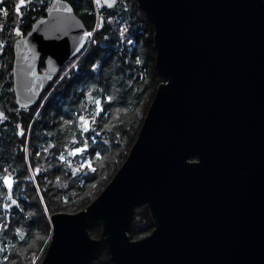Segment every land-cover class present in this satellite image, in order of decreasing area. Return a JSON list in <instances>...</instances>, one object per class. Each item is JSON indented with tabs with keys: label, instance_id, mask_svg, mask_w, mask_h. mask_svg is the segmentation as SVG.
Masks as SVG:
<instances>
[{
	"label": "water",
	"instance_id": "water-1",
	"mask_svg": "<svg viewBox=\"0 0 264 264\" xmlns=\"http://www.w3.org/2000/svg\"><path fill=\"white\" fill-rule=\"evenodd\" d=\"M136 1L164 82L105 188L51 216L40 264H86L102 247L111 264H264V0ZM88 39L71 4L52 0L13 43L17 107L36 104ZM142 204L154 227L132 240Z\"/></svg>",
	"mask_w": 264,
	"mask_h": 264
},
{
	"label": "trees",
	"instance_id": "trees-1",
	"mask_svg": "<svg viewBox=\"0 0 264 264\" xmlns=\"http://www.w3.org/2000/svg\"><path fill=\"white\" fill-rule=\"evenodd\" d=\"M51 1L26 0L19 13L20 0L0 2V113L6 117L0 119V264H40L51 216L85 209L105 188L164 82L155 69L152 25L135 0H116L111 7L102 2L99 17L91 0H66L87 31H95L92 40L63 63L36 104L18 108L13 43ZM82 158L90 170L79 167ZM153 227L147 205L135 206L129 238L138 240ZM88 231L99 238L101 225ZM86 264H111L110 254L102 247Z\"/></svg>",
	"mask_w": 264,
	"mask_h": 264
},
{
	"label": "snow or ice",
	"instance_id": "snow-or-ice-1",
	"mask_svg": "<svg viewBox=\"0 0 264 264\" xmlns=\"http://www.w3.org/2000/svg\"><path fill=\"white\" fill-rule=\"evenodd\" d=\"M0 2H2V0H0ZM27 2H30V0H27ZM97 4L100 5V0H96ZM26 3V0H20L19 4L16 6V11L19 13L20 12V8L22 6H24ZM104 3H106L109 7L113 6L116 3V0H104ZM6 15V13H5ZM88 35H91V33H89ZM130 42V41H129ZM140 61H137V63H139ZM109 100H111V97L108 98ZM95 103L99 106L100 101H95ZM6 117L3 116V113H0V119H5ZM81 120L84 121V127L85 130H87V120H84V117H81ZM77 152H81L83 151V149H77ZM69 155H75V153H69ZM63 159V157H62ZM90 166V165H89ZM76 171H80V169H76ZM5 182L8 183L9 187H11V180L7 177H5ZM13 204H15V201H12Z\"/></svg>",
	"mask_w": 264,
	"mask_h": 264
},
{
	"label": "rangeland",
	"instance_id": "rangeland-1",
	"mask_svg": "<svg viewBox=\"0 0 264 264\" xmlns=\"http://www.w3.org/2000/svg\"><path fill=\"white\" fill-rule=\"evenodd\" d=\"M136 1V0H135ZM102 2L104 3V0H102ZM137 2V1H136ZM105 5H107L106 3H104ZM108 6V5H107ZM138 7V6H137ZM139 8V10L142 12V10H141V8L140 7H138ZM116 16H119V14H120V12L119 11H116ZM97 17H99V15L97 16ZM88 37H89V39H88V43H87V45L89 44V42H91V40H92V37L91 36H89L88 35ZM90 164H89V161H88V159L87 158H82V160H81V163L79 164V167L80 168H83V167H85V169L84 170H90L91 169V167L89 166Z\"/></svg>",
	"mask_w": 264,
	"mask_h": 264
},
{
	"label": "built area",
	"instance_id": "built-area-1",
	"mask_svg": "<svg viewBox=\"0 0 264 264\" xmlns=\"http://www.w3.org/2000/svg\"><path fill=\"white\" fill-rule=\"evenodd\" d=\"M91 2H92V6H93V12H94L95 16L97 17L101 13L102 0H100V5L97 4L96 0H91ZM94 32H95L94 30L87 31L88 34L91 33V35H89L91 37L93 36Z\"/></svg>",
	"mask_w": 264,
	"mask_h": 264
}]
</instances>
